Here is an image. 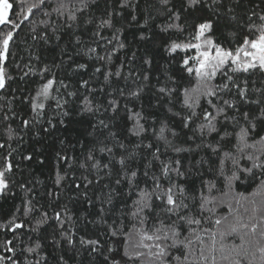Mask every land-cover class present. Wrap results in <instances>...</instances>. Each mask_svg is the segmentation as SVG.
Masks as SVG:
<instances>
[{"label":"snow or ice","instance_id":"obj_1","mask_svg":"<svg viewBox=\"0 0 264 264\" xmlns=\"http://www.w3.org/2000/svg\"><path fill=\"white\" fill-rule=\"evenodd\" d=\"M0 264H264V0H0Z\"/></svg>","mask_w":264,"mask_h":264}]
</instances>
